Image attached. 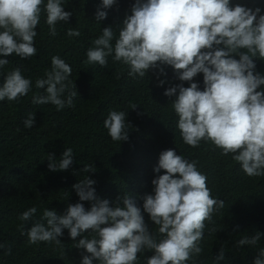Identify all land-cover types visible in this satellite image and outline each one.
<instances>
[{
	"label": "clouds",
	"instance_id": "clouds-1",
	"mask_svg": "<svg viewBox=\"0 0 264 264\" xmlns=\"http://www.w3.org/2000/svg\"><path fill=\"white\" fill-rule=\"evenodd\" d=\"M116 2L101 0L96 21L106 19V10ZM42 12L51 36L57 35L56 25L67 23L72 15L64 10L63 0H0V68L9 64L6 57L10 55L25 60L38 54L35 29ZM118 26V34L112 26L103 28L88 48L85 63L104 67L107 57L112 56L114 62L127 66L133 79H142L156 69L166 75L165 66H171L181 83L166 89L164 95L175 97L171 107L178 117L183 143L196 148L202 141L210 142L221 155H231L249 178L264 176V75L255 72L254 62L264 61L262 9L232 5L230 0H135L131 15ZM66 34L78 37L81 32L70 28ZM71 73L64 59L52 56L46 79L35 82L46 95L34 96L32 103L52 104L58 111L72 107L77 90L75 84L70 90ZM201 73L203 90L194 82ZM164 83L160 81L161 86ZM31 90V79L25 78L19 67L14 68L0 86V101L18 102ZM125 118L123 111H110L103 121L113 141L128 140ZM34 123V114L23 121L29 129ZM73 159L72 148H65L59 163L48 156V168L53 172L68 170ZM161 170L164 174L151 181L153 194L141 197L143 212L154 223V230L128 193L117 196L110 206L108 199L96 195V181L86 176L72 185L80 202L70 204L60 216L45 208L41 219L46 224L35 223L21 234L27 236L29 245L45 242L59 246V237L67 229L76 241L74 247L86 250L81 264H93L94 260L98 264H138V254L143 252L153 253L146 264H187L203 252L206 222L214 223L213 214L224 207V201L212 196L207 177L198 170L196 161L190 162L172 149L160 153L154 171ZM82 171L94 170L85 165ZM84 201L92 202L90 209L84 207ZM36 213L37 207H30L19 219L27 222ZM219 230L211 227L209 235ZM260 236L259 232L251 238L244 236L235 246H255ZM5 254L10 255L11 249ZM224 258L221 247L215 260ZM253 264H264V248Z\"/></svg>",
	"mask_w": 264,
	"mask_h": 264
},
{
	"label": "trees",
	"instance_id": "trees-1",
	"mask_svg": "<svg viewBox=\"0 0 264 264\" xmlns=\"http://www.w3.org/2000/svg\"><path fill=\"white\" fill-rule=\"evenodd\" d=\"M230 2L252 9L260 7L264 14V0ZM100 3L101 0H63L64 10L72 15L67 23L56 25V36L49 33L46 14L42 12L35 29L38 54L25 60L10 55L6 57L9 64L0 68V86L7 73L17 67L32 81V90L18 102L0 101V244L4 245L0 248V264H81L86 250L74 247L76 241H72L67 229L59 237V246L45 242L29 245L21 232L38 222L46 224L41 219L45 208L60 216L70 204L80 202L72 185L86 176L96 181V195L108 199L110 206L117 196L128 193L141 208L150 230H154V223L143 212L141 197L153 194L151 181L164 174V170L157 173L154 169L160 153L169 149L190 162L196 161L198 170L207 177L212 196L224 201V207L213 214L214 223L206 222L201 241L203 252L187 264H253L264 248V176L249 178L231 155H221V150L210 142L202 141L196 148L183 143L177 128L178 117L171 107L175 97L164 95L166 89L181 83L171 66H165L166 75H160L156 69L149 70L142 79H133L127 66L114 62L112 56L107 57L104 67L85 63L93 40L109 26L118 34V25L131 15L135 0H117L106 10V19L97 22ZM70 28L79 30L81 35L67 36ZM55 55L71 66L69 87L71 90L75 84L77 90L73 106L59 111L52 104L32 103L34 96L46 95L45 89L35 87V82L38 78L46 79L45 73L51 70V58ZM254 62L255 72L264 75V61ZM161 80L165 81L162 86ZM194 82L200 90L204 89L202 73ZM184 86L189 83L184 82ZM133 105L138 106L131 109ZM110 111L126 114L127 141H113L104 128L103 121ZM29 114L35 116L30 129L23 124ZM65 148H72L73 164L65 171H50L48 156L59 163ZM85 165L94 171L83 172ZM82 203L90 209L92 202ZM33 206L37 213L29 221H21L20 215ZM214 226L221 230L209 235V228ZM257 232L261 236L255 246H235L239 239L251 238ZM221 247L225 249V258L216 261ZM9 248L11 254L6 255ZM152 254H138V264H146V258Z\"/></svg>",
	"mask_w": 264,
	"mask_h": 264
}]
</instances>
